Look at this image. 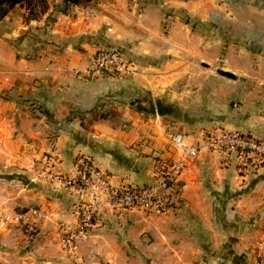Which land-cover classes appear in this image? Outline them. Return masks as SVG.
Here are the masks:
<instances>
[{
    "label": "crops",
    "instance_id": "crops-1",
    "mask_svg": "<svg viewBox=\"0 0 264 264\" xmlns=\"http://www.w3.org/2000/svg\"><path fill=\"white\" fill-rule=\"evenodd\" d=\"M78 1L46 0L33 18L20 4L0 21V214L26 215L0 220L3 264L69 261L60 241L79 196L37 178L46 158L72 175L87 156L113 185L143 186L182 156L173 136L187 147L211 128L264 140V0ZM100 49L137 71L85 76ZM157 98L176 114L160 118ZM165 195L167 215L101 214L78 257L89 246L106 264H264V168L242 175L204 150Z\"/></svg>",
    "mask_w": 264,
    "mask_h": 264
},
{
    "label": "built area",
    "instance_id": "built-area-1",
    "mask_svg": "<svg viewBox=\"0 0 264 264\" xmlns=\"http://www.w3.org/2000/svg\"><path fill=\"white\" fill-rule=\"evenodd\" d=\"M87 13L92 14V9L89 8ZM136 71L135 62L129 60L121 51L100 49L95 53L84 75L125 77ZM172 140L182 148V156L176 160H161L157 164L154 181L143 186L113 185L109 176L98 169L87 156L76 157L72 175L56 172L50 168L54 167L53 159H45L48 166L36 173L37 178L79 196L74 207L76 225L74 228H66L61 236L60 243L66 252L76 253L79 241L89 234L94 220L105 212L137 210L151 216L167 215L172 207L165 192L177 184L187 162L197 159L204 150L217 153L223 164H235L242 175H250L264 168V140L248 133L222 128L210 130L204 135L203 143L194 147L185 146L181 135L173 136ZM31 214L42 217L36 210ZM25 218V214H0V220L4 224H20Z\"/></svg>",
    "mask_w": 264,
    "mask_h": 264
},
{
    "label": "trees",
    "instance_id": "trees-1",
    "mask_svg": "<svg viewBox=\"0 0 264 264\" xmlns=\"http://www.w3.org/2000/svg\"><path fill=\"white\" fill-rule=\"evenodd\" d=\"M22 3L25 4V9L29 11L30 18L45 13L48 7L46 0H0V21Z\"/></svg>",
    "mask_w": 264,
    "mask_h": 264
},
{
    "label": "rangeland",
    "instance_id": "rangeland-1",
    "mask_svg": "<svg viewBox=\"0 0 264 264\" xmlns=\"http://www.w3.org/2000/svg\"><path fill=\"white\" fill-rule=\"evenodd\" d=\"M19 8H21V9H23L24 8V6L23 7H20L19 6ZM129 59V58H128ZM129 60H131V59H129ZM132 61V60H131ZM134 62V61H133ZM202 66L203 67H209V68H211L210 66H206V65H204V64H202ZM217 70H221V69H214L213 68V71H214V74L215 75H217V76H219V77H224V76H221V75H219L218 73H217ZM223 71V70H222ZM236 77V76H235ZM224 78H226V77H224ZM227 79H229V78H227ZM169 107V109H170V115L172 116V115H175L176 114V112H175V110L171 107V106H168ZM214 129V128H213ZM212 128L211 129H209V130H213ZM215 130V129H214ZM255 173H257V172H255ZM255 173H252V174H255ZM8 177V176H7ZM27 190H28V188H27ZM76 205V204H75ZM75 205H73L72 207V209H73V211H72V215L75 217V215H74V207H75ZM76 225V224H75ZM63 235V234H62ZM81 241V240H80ZM79 241V242H80ZM60 245H61V243H60ZM78 245H79V243H78ZM61 248H62V250L67 254L66 255V257H67V259L69 260L68 262H67V264H106V263H103V261H101V260H99V257L95 254V252L93 251V249H91V248H89V246H87V247H85L84 249H85V252H84V254L82 255V257H81V259H80V257H78V254H77V251H76V253L75 254H73V253H70V252H66V250L65 249H63V247L61 246ZM0 264H3V263H0ZM107 264H109V263H107Z\"/></svg>",
    "mask_w": 264,
    "mask_h": 264
},
{
    "label": "water",
    "instance_id": "water-1",
    "mask_svg": "<svg viewBox=\"0 0 264 264\" xmlns=\"http://www.w3.org/2000/svg\"><path fill=\"white\" fill-rule=\"evenodd\" d=\"M69 3L71 4H78L79 1L78 0H67ZM24 4H21L20 7H23ZM206 65V64H204ZM207 66V65H206ZM217 73L221 76H224L226 78H229V79H235V76L229 72H225V71H222V70H217ZM156 110H157V114L160 118H164L168 115H170V111L168 109V106L165 104V102L160 99V98H157L156 99ZM28 190H34V189H37L38 188V185L36 182H30L28 184Z\"/></svg>",
    "mask_w": 264,
    "mask_h": 264
}]
</instances>
